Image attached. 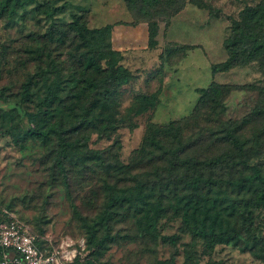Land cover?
Instances as JSON below:
<instances>
[{
  "label": "trees",
  "instance_id": "trees-1",
  "mask_svg": "<svg viewBox=\"0 0 264 264\" xmlns=\"http://www.w3.org/2000/svg\"><path fill=\"white\" fill-rule=\"evenodd\" d=\"M33 1L0 0V14L12 17ZM131 1L128 8L132 11ZM137 1L145 7L149 46L155 47L160 19L153 18V11L165 0ZM166 2L171 7L167 17L186 6V1ZM60 8H44L51 20L47 31L26 39L25 53L35 70L26 74L15 97L33 106L26 111L31 125L23 136L15 133L14 137L52 143L51 168L66 180L74 171L87 174L93 170L100 175L97 183L104 192L103 208L91 223H85L91 233L88 246L94 251L106 247L116 238L115 225L130 220L139 235L177 245L178 233L160 231L159 222L165 217L181 218L182 230L190 232L193 243L202 239L208 251L241 238L252 248L264 242V169L256 161L264 148V109L256 111L263 116L257 117L251 143L242 135L244 124L221 116L226 96L245 85L214 80L198 88L200 95L188 115L164 125L146 124L141 146L125 163L115 142L95 149L90 145L92 136L103 139L123 126L137 127L136 117L154 109L159 94H143L122 112V87L135 74L124 63V53L113 47L115 23L91 27L83 13L58 23L55 15ZM224 46L228 56L212 65L213 72L252 62L259 63L264 72V0L241 9ZM7 89L0 88V98L9 100ZM7 212L11 211L0 207V214ZM187 261L196 264L191 254ZM71 264L97 263L76 257ZM171 264H176L174 259Z\"/></svg>",
  "mask_w": 264,
  "mask_h": 264
},
{
  "label": "rangeland",
  "instance_id": "rangeland-1",
  "mask_svg": "<svg viewBox=\"0 0 264 264\" xmlns=\"http://www.w3.org/2000/svg\"><path fill=\"white\" fill-rule=\"evenodd\" d=\"M166 1L152 10L153 18L160 19L157 45L149 48L145 41L138 46L141 34L132 36L136 47L130 54L136 52L143 58L132 62L125 61L124 56L135 79L122 87L119 106L125 113L140 101L141 95L158 93L156 107L136 117L137 127L123 126L110 137L100 139L94 135L90 141L95 149L115 142L125 163L141 146L149 121L164 125L188 115L200 95L197 89L214 80L245 85L226 96V111L221 116L244 124L242 135L248 143L253 140L257 117L263 116L256 114L264 109V72L259 63L216 73L212 70L214 63L228 56L224 41L241 9L261 0H168L174 5L186 1L183 10L169 17L164 16L171 12ZM131 4L132 11L128 0H35L18 8L12 17L0 14V88L7 87L9 97L0 98V207L37 233L44 248H74L79 259H93L97 264H171L172 259L176 264H188L190 254L196 264H264V242L252 248L245 246L241 238L238 243H219L208 251L202 239L193 243L190 232L182 230L181 218L170 217L162 218L159 228L162 234L178 233L181 238L177 245L139 235L130 220L116 224V238L94 251L88 246L91 233L85 223H91L103 208L104 192L97 183L100 175L93 170L87 174L74 171L66 180L59 170L51 168L52 143L30 138L17 141L14 137L15 133L23 136L31 125L26 111L33 106L18 102L15 94L26 74L35 70L31 56L25 53L27 37L45 33L51 22L43 9L60 6L55 15L58 23H67L73 14L83 13L91 27L115 23L122 34L147 18L140 1ZM256 161L264 169V148Z\"/></svg>",
  "mask_w": 264,
  "mask_h": 264
},
{
  "label": "built area",
  "instance_id": "built-area-1",
  "mask_svg": "<svg viewBox=\"0 0 264 264\" xmlns=\"http://www.w3.org/2000/svg\"><path fill=\"white\" fill-rule=\"evenodd\" d=\"M0 219V264H71L76 249L67 246L44 248L40 236L15 214Z\"/></svg>",
  "mask_w": 264,
  "mask_h": 264
},
{
  "label": "crops",
  "instance_id": "crops-1",
  "mask_svg": "<svg viewBox=\"0 0 264 264\" xmlns=\"http://www.w3.org/2000/svg\"><path fill=\"white\" fill-rule=\"evenodd\" d=\"M136 28H139L140 30H138V29L135 30ZM120 32H121V29L118 27L117 24H115L113 27V30H112L113 47L124 53V56L126 57L125 61H127V59H130L132 62H134L135 60H138V58L142 59L143 56L141 57L139 54H136V52L133 55L130 54V50L133 47H136L135 46L136 42L132 39L133 38L132 36L135 35L136 33H140L142 41L138 40V46L140 44H144V42L147 41V45H145V46H148L150 48L149 43H148L149 42L148 24L146 22H141V23L133 26L132 29L129 30V33L124 32V33L120 34ZM142 46H144V45H142ZM137 50H138L137 52H140V49H137ZM2 217H3L2 214H0V219Z\"/></svg>",
  "mask_w": 264,
  "mask_h": 264
}]
</instances>
